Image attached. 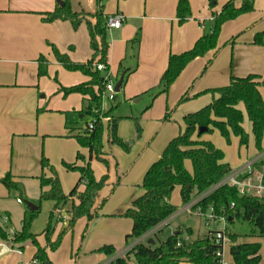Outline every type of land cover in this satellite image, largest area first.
Here are the masks:
<instances>
[{
	"label": "crops",
	"instance_id": "obj_1",
	"mask_svg": "<svg viewBox=\"0 0 264 264\" xmlns=\"http://www.w3.org/2000/svg\"><path fill=\"white\" fill-rule=\"evenodd\" d=\"M111 1L115 4L113 8L109 6ZM209 1L211 0H188L190 16L184 23L178 24L176 17L178 0H102L100 5H102L104 15L122 14L124 16V22L118 29H108V34L111 35L108 51L110 74L113 72L111 65H114L121 58L122 47L136 30L131 25L134 20L141 23L142 42L139 49L138 67L134 70L133 76H136L142 69L141 64L147 58L154 61L157 57H160L158 61L160 71H164L167 64L166 59L170 53L179 54L192 47L195 41L204 34L202 28L206 22L209 25L208 33L211 31L212 11L220 12L222 6L228 0H212L214 1L212 9L209 6ZM69 2L71 9L75 12L93 13L97 10L96 0H69ZM243 2L244 0H234V5L239 7ZM253 2L254 9L251 12L242 14L236 19L223 24L218 38V47L208 51L205 56L197 57L191 61L173 83L174 86L181 78L188 79L189 72H192L190 75H193L199 71L204 60L211 58L208 62L210 64L208 72L201 77V81L197 80L193 84L191 93L194 92L196 87V93H202L207 89L225 86L229 83L231 76L244 77L254 74L260 76L258 90L264 98V83L262 82L264 79V45L253 43L256 33H264V0H253ZM57 3L58 0H0V179L9 173L12 180L21 186V192H19L18 190L8 189L0 182V213L9 216L10 225L18 232L21 230L24 214L29 210L32 211L26 203L30 202L36 205L37 210L34 211H41L42 203L47 202H40L39 200L40 182L38 177L42 173L47 177L52 174L49 169H42V157L44 156L51 163V161L54 162L52 159L53 153H57L61 156V162L83 164L82 161L77 159L72 161L73 139L76 134L85 131L90 120L85 121V125L79 128L75 126V120L68 121V117L74 113L81 119L85 114H88V97L78 93L64 96L59 88L60 86L69 87L86 82L89 77L79 71H69L63 68L55 60L51 46H55L61 53H66L73 62L80 63L89 60L92 50L85 22H82L74 30L68 21L54 20L47 22L44 20L46 13L52 12ZM89 19L92 23L94 22L93 18L89 17ZM129 22L130 24H128ZM159 28L162 29L163 35L160 39H156L155 33ZM169 28L172 31L175 28L176 40L169 41L168 37H164L168 34ZM145 34L148 39L145 47H148L146 56L142 57L144 55ZM118 36H120L119 40L115 38ZM232 38H235L233 43L230 42ZM40 56L48 61L47 73L44 76H38V59ZM145 66L144 68H146ZM221 67L222 69L215 74V69ZM129 70L130 68L125 69L120 76L123 75L124 78ZM130 73H132L131 70L128 74L130 75ZM148 74L145 73L146 77L143 76L145 79L143 84L148 83ZM116 79H118L117 76ZM140 82V80L136 81V87ZM120 89L125 91L124 86ZM213 97L215 96H212V99ZM242 111L244 112V110ZM88 115L90 118L92 117V115ZM249 125L251 131L250 122ZM181 131L180 128L178 133ZM245 131L248 133L247 130ZM251 136L253 137V135ZM59 144L60 147L56 152ZM66 145L70 146L68 148L70 152L65 148ZM147 148L148 146L146 147L144 143L138 149H134L137 155L134 161L136 163H134V166L132 164V167L126 171L116 170L113 162L111 163V154L106 151L104 152L110 164L108 168L98 167V171H95L94 161H99L96 159L91 160L90 164L96 179L108 174L107 185L97 198V203L104 198H106V203L98 212L100 214L99 218H96L92 223L94 226L93 232L100 225L104 226L105 232L96 239H92L91 234L81 238V231L86 224V219L80 218L77 221L79 225L78 235L70 245L67 254L65 250L62 251L64 254L62 253L63 256L60 258V247L54 251L49 248L46 249L52 264H108L121 253L120 250L122 249L133 247L137 243L145 241L155 244L154 237L159 240L157 233L163 230L165 226L154 234L148 231L141 237L132 239L130 244L125 243L122 245L123 238L125 240L126 235L131 232L132 222L130 219L120 216L131 205L132 201L142 194L140 184L144 173L161 155V151L156 152V155L149 154ZM263 152L264 135L261 148H256L254 142V146L247 148L245 156L241 158L237 165L239 166L244 161ZM83 156L85 157L84 154ZM88 156L89 152L85 158L87 159ZM224 161L227 162L225 155ZM140 163L141 165L137 167ZM187 167L190 168L189 163H187ZM118 176L121 177L120 183L112 189ZM78 177L79 173L72 177L73 182L68 185L67 190L64 188L63 180L60 179L61 188L65 194H68L74 187ZM82 189L83 186H80L79 190ZM17 199H21V202H18ZM49 202L48 212L54 210L53 202ZM112 202L115 203L114 207L106 210ZM184 205L182 204L174 214L167 218L169 223L176 215L188 213L183 211ZM67 208V206L62 208L63 212L60 218L62 220L55 224L50 236L51 241L65 227L69 218L65 219L64 215L70 217ZM191 213L196 214L195 211ZM95 221L97 222L94 225ZM179 228L184 231L189 229L191 234L193 232L190 227L182 225L172 228L168 236ZM43 230L39 233L34 232L38 234L37 240L41 246L46 245ZM191 234L184 233L183 236L189 237ZM164 240L160 239V242ZM253 242L261 244L260 264H264V238L245 236L238 238V243ZM28 244L26 243L23 248H19V245L16 244L15 246L20 249L21 253L11 250L1 256L0 260L9 261L11 256L7 255L14 252L19 255L15 264L22 261H32L36 247ZM104 244L113 245L119 252L112 255L93 252ZM229 247L230 245H226L224 248L225 262L234 264Z\"/></svg>",
	"mask_w": 264,
	"mask_h": 264
},
{
	"label": "trees",
	"instance_id": "obj_2",
	"mask_svg": "<svg viewBox=\"0 0 264 264\" xmlns=\"http://www.w3.org/2000/svg\"><path fill=\"white\" fill-rule=\"evenodd\" d=\"M101 1L96 0L97 10L95 12L86 13L73 11L69 0H58L54 10L46 13L44 18L47 22L54 20L68 21L74 30L82 22L86 23L92 50L88 61L84 63L73 62L66 53H61L55 46L52 45L51 49L55 60L63 68L69 71H79L89 77L86 82L69 87L60 86L59 91L64 96L72 93L87 96L89 101L88 114L95 115L97 121L91 130L85 129L83 133L75 135L78 144L88 149V158L86 159L78 152L76 159L82 161V165L76 162L63 163L67 170L79 173L76 184L68 194L62 191L60 180L48 159L44 156L41 159L42 169H49L52 175L47 177L42 173L38 177L40 182L39 200L40 202L51 201L54 207V210L49 212L43 230L46 245L41 246L37 240L38 234L31 230L39 211L29 210L24 214L21 230L13 238V243L18 244L19 248H23L26 243L36 247L32 259V261H37L35 264H52L46 249L56 250L64 234L72 230L80 218L86 219L82 234V237H85L89 226L99 217L98 212L104 205L106 198L98 203L97 198L107 185L108 174L96 179L90 162L92 159H96L107 168L109 167V160L103 151L102 144L104 128H107L111 144H117L125 150H129L130 147L128 142L117 136L119 118L112 115V108L102 113V116H110V120L106 125L98 118V113H94L100 111L102 94L105 90V78L102 72L96 69V65L103 63L109 68L108 16L104 15L102 11ZM213 5L214 1H209L211 9ZM253 9V0H244L239 7L234 5V0H228L222 6L220 12L212 11L211 31L199 37L190 49L179 54L169 55L167 67L159 81L162 92L168 91L191 61L218 47V38L224 23L251 12ZM189 16L190 5L188 0H178L176 5L178 23H184ZM89 17L94 19L93 23ZM263 36L264 33H256L253 43L264 45ZM234 39L232 38L230 42L233 43ZM47 64V59L40 56L38 59V76L46 75ZM259 78L260 76L254 74L244 77L231 76L227 85L205 91L213 94L217 93V96L213 97L208 104L183 116L184 130L167 143L160 157L148 167L140 184L142 194L135 198L121 214V216L130 219L132 222L131 232L126 235V240L141 237L177 210V206L169 201L170 194L176 186L179 187L182 204H186L196 195L210 189L233 170L224 161L223 151L210 140L201 139V135L204 132H211L216 129L227 141H229L230 135L233 134L238 138L240 145H246L248 143V133L242 125L244 114L239 107L241 103L251 124L255 146L258 149L261 148L264 135V98L258 90ZM262 82L264 83V79ZM188 98L187 95H183L180 100ZM168 116L169 114L166 113L165 119H168ZM201 127L205 128V131L200 133L199 128ZM140 130L137 125V131ZM187 163H189L190 168L187 167ZM120 178V176L117 177L112 189L120 183ZM0 182L10 190L21 192V186L12 180L9 173L1 178ZM80 186H83L82 190H79ZM64 206L68 207L70 217L56 239L51 241L50 236L55 224L62 220L58 217V212ZM198 206L202 212H207L209 207H212L214 213L224 214L227 224H233L234 221L247 222L249 230L242 235L226 230V236L230 242V254L234 264H260L261 244L258 242L238 243L237 239L241 236L264 238V195H242L236 187L223 185L203 197L194 209ZM184 233L191 234L189 229L184 231L179 228L156 247H152V244L147 241L137 243L108 264H179L182 261L191 264H218L220 258L216 255V250L219 246L215 245L209 233L188 242L182 241V244L178 246L177 242L183 237ZM0 238H6V233L1 227ZM93 252L112 255L119 252V250L113 245L104 244Z\"/></svg>",
	"mask_w": 264,
	"mask_h": 264
},
{
	"label": "rangeland",
	"instance_id": "obj_3",
	"mask_svg": "<svg viewBox=\"0 0 264 264\" xmlns=\"http://www.w3.org/2000/svg\"><path fill=\"white\" fill-rule=\"evenodd\" d=\"M114 5H115L114 2L111 1L109 6L113 8ZM131 23H132L131 25L134 28H136V30L133 32L132 37L126 40L124 46L122 47L123 53L120 56L121 58L118 59V61L114 63V65H111V69L113 70L111 74V79L114 82V85H116V83L121 77L120 75L123 73V71H125V69L130 68L132 73H130L129 75L128 72L130 70L127 71V74H125L123 78V81H122L123 85L121 88H123L124 86L125 91L123 89H120L118 92H116L115 94L116 97L113 100L107 97H104L103 98V108H102V104L100 107L101 113L112 108V115L114 117L119 118V121H118L119 125L117 124V136L121 140L128 142L130 144L129 150H125L123 147L117 144H111L109 142L107 128L106 127L104 128L103 135H102L103 151H106L108 154H111V157H110L111 163L113 162L114 168L116 170L118 169V171H122V170L126 171L127 169H130V167H132V164L134 166V163H136L134 161L136 160V157H137L134 149H138L140 145L144 143L146 147L148 146L147 149L149 151V154L153 153V155L154 154L156 155V152L158 151H161L162 153L167 143L173 138V136L174 137L176 136L179 129L181 128L182 131L184 130L183 116L188 113L195 112L196 110L200 109L204 105L208 104L212 100V96H215V97L217 96V93L213 94L212 92L203 91L202 93H196L197 87L194 88V92L191 93L193 89V84L197 80L201 81L202 80L201 77L206 75V73L208 72V67L210 65L208 64V62L211 60V58L209 60L203 58L205 60H204V63H202V66L199 69V71H197L193 75H190L192 72H189L190 74H188L189 75L188 79L181 78L179 82L176 84V86L172 84L170 88L168 89V91L166 92H162L161 90L162 86L159 85L161 75L164 72V71H160V65L158 64L160 57H157L154 61H152L153 59L151 58H147L141 64L142 69L138 72L136 76H133V74L135 73L134 70L138 67L139 49L141 47L140 44L142 42V29H141L140 21L134 20V22L132 21ZM128 24H130V22ZM202 30L204 33L203 35L208 33L209 25L207 22L205 23ZM162 35H163V31L162 29L159 28V30L155 33V38L160 39ZM110 36L111 35L109 33L108 34L109 43H111ZM175 36H176L175 28L173 29V31L170 30L169 28L168 34L165 35L164 37H168L169 41H171V40H176L177 37ZM115 38L119 40L120 36L115 37ZM147 42H148V39L145 34V45L143 47L144 55H142V57H145L147 54L148 46L145 47L147 45ZM170 54H173V53H170ZM166 62H168V57L166 59ZM144 66L146 68H144ZM166 67H167V64H166ZM221 69L222 67L220 69L216 68L215 74H217ZM145 73H149L147 75L148 83L146 82L145 84H143V82L145 81L143 77ZM116 76L118 77V79H116ZM138 80H140L141 82L136 87V81ZM183 95H187L189 98L181 101L180 99ZM240 108L244 110L243 126L250 135V138L248 135V143L246 145H240L238 139L233 134L230 135L229 141H227L225 138H223L220 135V133L216 129H213L211 132H204L201 135V139L210 140L212 143H214L218 148H220L223 151L225 155V160L229 162L232 166L229 163L228 164L230 165V167H233V168L238 167L237 164H239L241 158L245 156L247 148H251L252 146H254V140H253V137L251 136L252 134L250 131L249 120L247 118V115H246V112H245V109L242 103L240 104ZM102 109H104L103 112H102ZM166 113L169 114L168 119H165ZM104 117L106 118V120L101 119V121L104 123V125H106L107 122L110 120V116L105 115L103 116V118ZM68 118H69L68 121H71V119H74L75 126L79 128L85 125V121H88L91 119L88 114H85V116L80 119L74 113L70 114ZM137 125L141 129L139 132L137 131ZM58 147H60V144L57 145L56 152H58ZM69 147L70 146L66 145L65 148L69 151L68 149ZM52 148L54 150L53 146ZM77 152H79L82 155L84 154L85 157L88 155L87 148L81 147L78 144L76 138H74L73 139V152H72L73 159L72 161L76 160ZM52 159L54 162L51 161L50 163V161L49 160L48 161L50 165L53 167V169L55 170L59 180L60 179L63 180L64 188L67 190L68 185H70L73 182L72 177H75L76 175H78V172L67 170L63 164L64 162H61V156L59 154L53 153ZM140 165L141 163L138 164L137 167H139ZM94 166H95V171H98V167H102V168L103 166L106 167L103 163H99L95 161H94ZM93 174L95 176L94 170H93ZM60 184H61V181H60ZM61 187H62V184H61ZM169 201L172 204H175L178 206L177 210L182 206L180 191H179L178 186H176L171 192ZM49 203H50L49 201L42 203L41 211L38 212V215H37L38 217L33 222V225L31 228L33 232L39 233L45 228L48 215H49V212H48ZM114 205L115 203L112 202V204L108 208H106V210L109 208H113ZM120 217L125 218L123 216H120ZM96 222L97 221L94 222V225L96 224ZM204 223H205L204 219L195 213H191V214L181 213L179 215H176L175 217L172 218L169 225L165 226L163 230L157 233V238H159V240L154 237L155 244H152V247H156L160 243V239L164 240L168 236L172 228H175L177 226H182V225L186 227H190L193 230L192 234L188 237L189 239L186 240V242L190 240H194L198 237H203L205 234H207V230H208V228L205 226ZM218 225H219L218 221L213 222L211 223L210 228L215 229ZM78 226H79L78 222H76L72 230L68 232L67 235L64 234L61 240V243L59 245L61 249L60 258L64 254L62 251L65 250V253L67 254V252L70 249V245L77 237L78 230H79ZM84 228H85V225L82 228L81 235L83 234ZM93 228L94 226L91 224L86 232L85 237L87 236V234L88 235L91 234L92 235L91 238L96 239V237L102 236V234L105 232L103 225L98 226V228L94 230V232H93ZM227 229L231 233H239L242 235L249 230V225L247 224V222L234 221L233 224L226 225V230ZM85 237L81 236V238H85ZM131 242H132V239L124 240L123 238L122 245L125 243L130 244ZM237 242H238V239H237ZM28 245H32V244H28ZM226 245H230L228 238L226 241ZM7 256H11L9 261L0 260V264H15L17 262L16 261L17 258L19 257V255H17L14 252H10L9 255ZM223 259L225 260V251L223 253ZM179 264H191V263L182 261Z\"/></svg>",
	"mask_w": 264,
	"mask_h": 264
},
{
	"label": "built area",
	"instance_id": "obj_4",
	"mask_svg": "<svg viewBox=\"0 0 264 264\" xmlns=\"http://www.w3.org/2000/svg\"><path fill=\"white\" fill-rule=\"evenodd\" d=\"M124 22V16L122 14H115L113 16H108L107 19V27L118 29L122 23ZM96 69L102 72L105 78V90L102 94V108H103V98L107 97L109 99H115V85L111 79V74L109 68L106 67L103 63H98L96 65ZM104 109H102V112ZM94 113H98L99 119L106 118L102 116V113L99 111H95ZM108 120V118H107ZM97 121V117L92 115L90 121L86 125V129L91 130ZM223 185H229L232 187H236L240 194L242 195H253V196H262L264 195V152L258 156L252 157L246 161H244L241 165L234 168L229 174L224 176L221 180H219L216 184H214L210 189L205 191L204 193L196 195L190 202L186 203L183 207V211L191 213L193 211L196 212L201 218L204 219V224L208 228V233L212 236L215 245L219 246L216 250V255L220 258L218 264H227L223 259L224 248L226 246L227 236H226V217L224 214H216L213 211L212 207H209L207 212H202L201 208L198 206L194 209L197 203L210 192L219 188ZM18 202H21V199H17ZM63 209L59 210L58 217L61 218V214ZM65 219H68V215H64ZM219 222V225L215 229H211L210 225L213 222ZM169 220L165 219L150 231L151 233H156L161 227L168 225ZM0 227L6 233V238H0V251L3 248H6L8 251H16L21 253L20 249H18L13 243V238L15 234L18 232L14 227L10 225V218L5 213H0ZM147 233V232H146ZM145 233V234H146ZM188 240L187 236H183L178 242L177 245H181L182 241ZM146 242V241H145ZM132 247L126 248L123 251H120L121 254L130 250ZM118 255V256H119ZM37 261H29V262H20L18 264H35Z\"/></svg>",
	"mask_w": 264,
	"mask_h": 264
},
{
	"label": "water",
	"instance_id": "obj_5",
	"mask_svg": "<svg viewBox=\"0 0 264 264\" xmlns=\"http://www.w3.org/2000/svg\"><path fill=\"white\" fill-rule=\"evenodd\" d=\"M122 81H123V75L120 77V79L118 80V82H117L116 85H115V91H116V92H118V91L120 90V86H121V84H122ZM203 131H205V128H202V127L199 128V132H200V133L203 132ZM26 204H27V206H28L32 211L37 210L36 205H34V204L30 203V202H27ZM150 242L152 243V241H150ZM6 253H8V250H7L6 248H3V249L0 251V257L3 256V255L6 254Z\"/></svg>",
	"mask_w": 264,
	"mask_h": 264
}]
</instances>
